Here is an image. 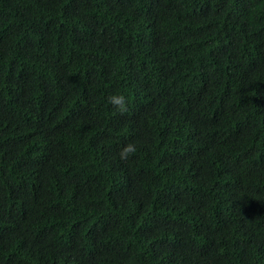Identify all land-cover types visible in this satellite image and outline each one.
I'll list each match as a JSON object with an SVG mask.
<instances>
[{
  "label": "trees",
  "instance_id": "1",
  "mask_svg": "<svg viewBox=\"0 0 264 264\" xmlns=\"http://www.w3.org/2000/svg\"><path fill=\"white\" fill-rule=\"evenodd\" d=\"M0 264H264V0H0Z\"/></svg>",
  "mask_w": 264,
  "mask_h": 264
},
{
  "label": "clouds",
  "instance_id": "2",
  "mask_svg": "<svg viewBox=\"0 0 264 264\" xmlns=\"http://www.w3.org/2000/svg\"><path fill=\"white\" fill-rule=\"evenodd\" d=\"M107 103L113 107V109L124 114L128 111L127 99L122 93L110 94L107 97ZM137 152V146L135 143L130 142L125 144L119 151L118 155L120 160L127 161Z\"/></svg>",
  "mask_w": 264,
  "mask_h": 264
}]
</instances>
